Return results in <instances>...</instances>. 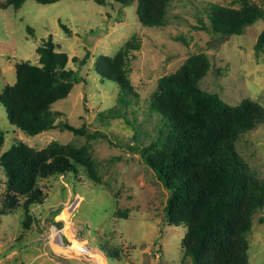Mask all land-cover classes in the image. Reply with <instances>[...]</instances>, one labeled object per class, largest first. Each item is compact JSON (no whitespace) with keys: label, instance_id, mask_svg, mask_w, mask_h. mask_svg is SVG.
Listing matches in <instances>:
<instances>
[{"label":"rangeland","instance_id":"374dc122","mask_svg":"<svg viewBox=\"0 0 264 264\" xmlns=\"http://www.w3.org/2000/svg\"><path fill=\"white\" fill-rule=\"evenodd\" d=\"M104 2L40 5L28 0L18 11L0 8V94L15 84L18 63L39 64L36 49L52 36L57 50L67 54L68 68L83 78L67 99L52 106L62 113L55 124L102 134L89 140L56 129L29 137L10 124L0 103V156L18 143L37 150L52 142L87 147L97 162L101 186L84 174L41 181L45 201L32 209L31 225L25 229L21 211L1 204L6 177L0 164V264H192L184 255L187 228L165 223L169 192L139 153L167 135L162 117L150 110L159 80L175 74L190 57L205 54L212 68L199 83L201 90L231 106L250 100L264 109V52L255 51L264 20L228 38L206 30L212 5L264 8V0H173L161 28L141 26L136 3ZM131 40L140 46L127 60L137 96L124 106L118 100L119 86L98 75L97 60L115 56ZM86 55L87 64L81 67L75 59ZM236 151L264 182V123L241 135ZM247 239L249 264H264V209L255 212ZM86 244L90 256H80Z\"/></svg>","mask_w":264,"mask_h":264},{"label":"trees","instance_id":"16d2710c","mask_svg":"<svg viewBox=\"0 0 264 264\" xmlns=\"http://www.w3.org/2000/svg\"><path fill=\"white\" fill-rule=\"evenodd\" d=\"M28 0H5L1 9L20 10ZM53 5L62 0H33ZM104 5V0H94ZM122 6L137 4V17L145 28L164 26L173 0H114ZM210 28L223 37L242 35L246 28L264 20V8L245 4L237 10L212 5ZM66 33L69 30L62 25ZM140 46L128 41L113 57L100 56L97 73L104 82L119 86L118 100L124 106L136 97L127 70L128 55ZM264 52V31L255 45ZM39 64L22 61L16 65V82L0 94V103L8 112L10 124L29 137L59 129L94 140L85 128L68 123L55 124L62 113L52 106L68 98L83 81L68 68V56L59 52L52 36L36 49ZM88 56L76 62L82 67ZM212 68L205 54L190 57L175 73L159 80L150 110L162 117L164 129L158 142L139 150L143 162L155 173L169 192L165 223L185 226L186 257L192 264H249L250 244L247 235L253 229V216L264 209V182L256 179L238 156L236 144L241 135L264 123V109L250 100L231 106L217 94L201 90L199 83ZM111 112H114L112 110ZM117 112V111H116ZM121 114H115L120 116ZM4 139H0V147ZM6 177L1 195L4 208L20 210L29 228L32 209L45 201L39 183L51 177L84 174L97 187V162L87 147L50 143L37 150L23 143L11 146L0 156ZM61 212L57 213L59 215Z\"/></svg>","mask_w":264,"mask_h":264},{"label":"built area","instance_id":"2783aa9c","mask_svg":"<svg viewBox=\"0 0 264 264\" xmlns=\"http://www.w3.org/2000/svg\"><path fill=\"white\" fill-rule=\"evenodd\" d=\"M74 204V203H73ZM72 207L73 206H70L69 207V209L71 210L72 209ZM84 247H83V249L79 252V255L80 256H90V254L88 253V251H90L89 250V248H88V245L86 244V245H83ZM96 264H101V263H99V262H96Z\"/></svg>","mask_w":264,"mask_h":264},{"label":"water","instance_id":"95a60500","mask_svg":"<svg viewBox=\"0 0 264 264\" xmlns=\"http://www.w3.org/2000/svg\"><path fill=\"white\" fill-rule=\"evenodd\" d=\"M60 226H62V225H60Z\"/></svg>","mask_w":264,"mask_h":264}]
</instances>
